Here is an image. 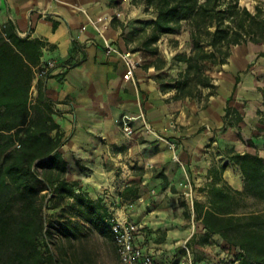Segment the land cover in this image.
<instances>
[{"label":"crops","instance_id":"obj_1","mask_svg":"<svg viewBox=\"0 0 264 264\" xmlns=\"http://www.w3.org/2000/svg\"><path fill=\"white\" fill-rule=\"evenodd\" d=\"M145 8L133 0H0V25L11 22L19 36L42 40L40 62L54 61L45 91L63 133L66 178L102 197L112 216L137 223V243L155 264H226L236 249L206 235L193 201H206L210 170L224 163V181L242 189L226 150L264 157V42L231 47L227 63L210 72L216 91L202 106L160 89L158 76L175 77L185 67L166 41L182 40L188 51L189 35H160L165 64L156 67V55L141 46L156 16ZM128 67L132 78L125 79ZM227 104L242 117L237 125L224 119ZM122 115L131 133L123 131Z\"/></svg>","mask_w":264,"mask_h":264},{"label":"trees","instance_id":"obj_2","mask_svg":"<svg viewBox=\"0 0 264 264\" xmlns=\"http://www.w3.org/2000/svg\"><path fill=\"white\" fill-rule=\"evenodd\" d=\"M133 3H145V10L156 14L149 23L153 35L141 44L156 55V67L165 64L159 36L188 32L189 50L172 56L185 67L175 77L158 76V84L202 106L216 91L210 72L227 63L231 47L264 42V0L253 10L239 0ZM173 43L176 47L178 40ZM43 47L38 38L19 36L11 22L0 25V264H85L77 243L90 229L110 233L113 216L103 198L87 196L77 180L66 178L68 164L59 152L63 133L45 91L47 75L36 76ZM224 119L237 125L242 117L227 104ZM226 155L241 172L242 189L222 178L226 163L212 168V180L203 188L206 201H193L194 217L207 236L219 235L236 249L230 264H264V157L234 150Z\"/></svg>","mask_w":264,"mask_h":264},{"label":"built area","instance_id":"obj_3","mask_svg":"<svg viewBox=\"0 0 264 264\" xmlns=\"http://www.w3.org/2000/svg\"><path fill=\"white\" fill-rule=\"evenodd\" d=\"M112 51V46H107V53ZM130 56V52H125L124 57ZM53 62H40L36 76H46L48 68ZM125 79L132 78V69L127 68L123 74ZM120 125L125 133H131V126L128 122V117L122 115L120 118ZM147 129L151 130V126L147 123L144 124ZM170 148L173 144H169ZM139 225L132 221H124L119 218L112 217L110 220V233L113 239L115 251L117 254V264H155L153 255L142 249L137 243V235L139 234ZM173 264H191L190 260H180Z\"/></svg>","mask_w":264,"mask_h":264},{"label":"rangeland","instance_id":"obj_4","mask_svg":"<svg viewBox=\"0 0 264 264\" xmlns=\"http://www.w3.org/2000/svg\"><path fill=\"white\" fill-rule=\"evenodd\" d=\"M257 1L258 0H239L241 5L248 7L250 10H253ZM173 41L175 40L169 39L166 43L170 48H174L175 52L185 50L184 42L182 40H178L176 47ZM179 45L180 47H178ZM44 212L47 216H52L54 211L52 209L45 208ZM85 224L88 225L89 223ZM77 248L85 256V264H117V254L110 233H100L95 229H90L87 231L86 237H83L81 241L77 243ZM233 256L234 253L229 256L228 263L226 264H230V262H232Z\"/></svg>","mask_w":264,"mask_h":264}]
</instances>
